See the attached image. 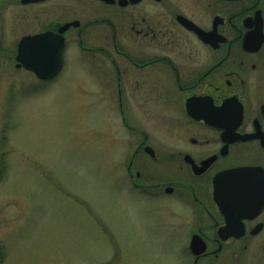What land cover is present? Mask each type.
I'll use <instances>...</instances> for the list:
<instances>
[{
	"label": "flooded vegetation",
	"instance_id": "af4514ba",
	"mask_svg": "<svg viewBox=\"0 0 264 264\" xmlns=\"http://www.w3.org/2000/svg\"><path fill=\"white\" fill-rule=\"evenodd\" d=\"M21 10L24 35L62 43L60 68L45 78L24 68V35L2 60L33 77V91L61 76L71 44L97 60V93L127 132L117 181L184 227L183 264H264V0H0V47Z\"/></svg>",
	"mask_w": 264,
	"mask_h": 264
},
{
	"label": "rangeland",
	"instance_id": "374dc122",
	"mask_svg": "<svg viewBox=\"0 0 264 264\" xmlns=\"http://www.w3.org/2000/svg\"><path fill=\"white\" fill-rule=\"evenodd\" d=\"M20 14L1 54L31 31L29 13ZM83 53L66 47L64 70L46 91L31 90L33 77L0 55V69L16 75L0 77V264H183L184 227L117 181L127 132L109 94L97 93V60ZM8 90L17 95L11 104Z\"/></svg>",
	"mask_w": 264,
	"mask_h": 264
},
{
	"label": "water",
	"instance_id": "95a60500",
	"mask_svg": "<svg viewBox=\"0 0 264 264\" xmlns=\"http://www.w3.org/2000/svg\"><path fill=\"white\" fill-rule=\"evenodd\" d=\"M47 36L48 35L46 34L26 35L19 40L17 45V60L26 69L35 72L36 75L41 78L49 77L50 75L55 74L61 65L62 43L47 45L44 43V41H46ZM229 172L230 171H226L225 175H227ZM192 245L193 239L191 241V248Z\"/></svg>",
	"mask_w": 264,
	"mask_h": 264
}]
</instances>
